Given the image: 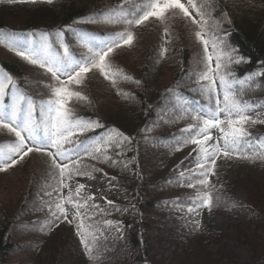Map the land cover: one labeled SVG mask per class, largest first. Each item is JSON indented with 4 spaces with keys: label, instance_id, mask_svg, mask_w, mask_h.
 Segmentation results:
<instances>
[{
    "label": "trees",
    "instance_id": "16d2710c",
    "mask_svg": "<svg viewBox=\"0 0 264 264\" xmlns=\"http://www.w3.org/2000/svg\"><path fill=\"white\" fill-rule=\"evenodd\" d=\"M117 1L121 0H53L52 3L47 0H0V30L16 32L42 29L60 31L67 36L68 28L75 22L94 17L101 8L115 5ZM205 3L215 8L214 17L222 24L224 32L220 30L223 33H217L223 36L216 35L226 45L225 51H230L241 61L230 65L231 76L240 80L250 76L255 78L256 86L251 92L243 93L244 99H264V0H205ZM134 4L129 2L126 5L125 14L133 11ZM178 21L183 23L176 30L174 27ZM188 25L193 26L179 17L169 15L163 23L152 19L142 26L135 35L134 47L119 51L114 61L109 60L111 66L123 64L124 74L132 78L119 79L122 82L118 93L111 95L109 88L99 85L96 80L100 78L96 76L90 77L85 88L78 89L87 97L82 104L84 113L102 125L93 129L92 133L119 132L129 138L119 141V146L116 143L108 146L105 154L117 163L98 158L106 172L113 175L117 185L132 191L134 205L123 204V237H107L101 222L84 215L82 218L89 242H92L93 235L97 238L92 252L96 258L92 259L88 254L83 256L79 252L77 242L81 240L74 225L60 224L50 227L45 233L40 230L45 221H24V214L35 207L33 204L37 198L34 192L42 185L43 175L47 176L49 172V156L36 152L13 167L19 178L14 195L0 198V264H165L151 254L146 232L174 176L162 169H155L146 160L145 153L152 143L158 151H167L161 139L170 135L163 133L156 140L151 137L146 139L145 128L160 114V107L166 105L162 96L191 76L192 52L189 44L193 40L199 43L195 36L199 28ZM163 26L170 31L174 29L175 42L174 53L165 72L155 69L156 57L152 53L155 49L152 48V51L148 45L152 35L160 37ZM0 65L36 101L41 99L42 92L45 93L46 82H52L49 73L45 72L44 75L37 66L22 59L2 43ZM176 115L180 113L175 112L173 116L168 114L166 121H176ZM168 122L161 123L162 127L167 129ZM10 139H13L10 134L0 133V141ZM235 166L240 172L224 187L213 191L214 207L223 211L224 190L243 185L255 210L254 223L264 229V171L260 168L264 166V161L238 159ZM9 181L8 171L0 173V190L6 189ZM14 182L17 179L14 178ZM262 245L258 243L256 248ZM16 254L19 256L16 257ZM200 255L188 252L185 264H203ZM253 264H264V248Z\"/></svg>",
    "mask_w": 264,
    "mask_h": 264
},
{
    "label": "snow or ice",
    "instance_id": "6c2138e0",
    "mask_svg": "<svg viewBox=\"0 0 264 264\" xmlns=\"http://www.w3.org/2000/svg\"><path fill=\"white\" fill-rule=\"evenodd\" d=\"M47 2L52 3L53 0H47ZM124 3L128 4L129 0H124ZM123 8L124 5H121L120 10ZM190 8L195 10L199 19L189 12ZM177 10L198 26L199 30L195 32V36L202 41L205 53H208L209 46L211 47L212 54L207 55V60L211 62L213 56L215 57V68L208 67L200 77V80L208 81L207 85H201V91L211 94L212 107L197 116H193L197 123L183 129L182 132L188 135L179 141L181 144L191 143L197 146L193 149V152L197 154L195 157L197 163L195 168L191 170L192 179L187 184L188 187L197 189V195L190 203L195 204L197 208H207L211 211L215 206L213 192H201L199 189L201 187L209 188V176L215 175L217 158L264 161V136H254L250 131V128L256 124H264V119H254L248 115L254 109L264 108V103L244 99L243 93L245 91L251 92L256 86L255 78L250 76L246 80H240L231 76L230 65L241 61L233 56L230 51H225L226 45L211 30L208 18L210 13L206 11L205 0H201L199 6L197 0H186V4L182 3L181 0H137L133 6V11L121 16L119 20H113L109 14L100 13L89 18L88 22L94 23L103 17L101 22H122L129 26H139L150 19L163 23L168 13H174ZM115 12L116 10H113V13ZM69 31L75 30L69 29ZM165 34H167V29H165ZM75 35L80 44L87 49V54L79 59L76 58L67 44H60L62 52L54 47L53 44L49 43L47 34L41 37L39 44L34 45L33 42L21 41L10 34L0 32V43L7 40L8 46L12 47L18 56L33 65H39L40 68L50 73L51 78L56 82L47 86L52 98L37 102L19 86L15 79L0 72V133L10 134L14 138L8 143L0 141V172H7L9 168L17 165L32 152H43L52 158V166L58 170L59 176L62 178L60 187L63 189L69 187L63 179L65 177L71 179L73 175H92L91 171L82 172L80 170L81 148L85 154L93 159L100 158L111 161L113 164L117 163L112 157L105 154L108 146L113 142L119 146V140H128L129 138L116 132L115 138L108 137L103 140H96L91 145H84L78 139H74L78 134L83 135L96 127H102V125L98 121L82 120L68 107L71 100L86 101L87 97L81 95L80 92H69L61 77H66L68 83L81 84L87 73L97 70L106 79H111L113 85L116 84L117 77L131 80L132 78L122 71H111V65L106 62V58L117 48L131 46L134 36L130 31L114 34L108 39H97L85 32H75ZM205 35L209 38L205 39ZM56 36L62 40L63 32H58ZM166 51V49L162 50V55ZM214 72L219 80V93L215 87L217 80L213 79ZM124 95L127 97L128 94L125 93ZM6 100L7 103H5ZM37 113H39V118H37ZM221 114H223V119H221ZM204 116H207V119H204ZM210 129H217L221 134L216 142L211 145L208 144L209 140H213L209 132ZM201 136L203 139L199 138ZM65 145L71 147H65ZM52 149L55 151H51ZM57 160L61 163H57ZM65 161L66 163H64ZM93 170L100 171L99 169ZM111 179L114 178H110V181ZM178 179H185V174L181 173ZM84 188L85 185L81 184L74 193L70 191L58 203H54V210L52 205L47 206L51 219L47 223H42L40 230L46 233L50 227L58 226L57 222L61 220V217L67 221L68 215L64 205L65 203L71 205L72 208L76 209L74 219L80 221L77 225L78 235L81 236L89 257L95 259L96 257L92 256V252L97 238L93 235L92 242H89L85 234L86 228L81 210H85L84 215L92 218L95 213L89 214V207L99 209L100 212H103V209H100L99 205L88 204V201L94 200L95 196L83 197V203L80 202ZM74 196L76 197L75 200L73 199ZM106 202L115 207L113 201ZM193 210V208H189V211ZM104 226L105 230H119L118 226L111 220L105 221ZM196 226H199L198 222Z\"/></svg>",
    "mask_w": 264,
    "mask_h": 264
},
{
    "label": "rangeland",
    "instance_id": "374dc122",
    "mask_svg": "<svg viewBox=\"0 0 264 264\" xmlns=\"http://www.w3.org/2000/svg\"><path fill=\"white\" fill-rule=\"evenodd\" d=\"M182 3L186 4V0H181ZM189 12L193 16H196L193 9H189ZM197 18V16H196ZM19 40V38H17ZM264 40V38H263ZM27 41H30L28 38ZM37 42H41V37L37 38ZM63 80H67L66 77H62ZM217 85V84H216ZM216 91L219 93L220 89L217 88ZM222 99V96L220 97ZM264 103V102H263ZM248 115L255 118L264 119V108H257L254 111L249 112ZM221 119H223V114H221ZM191 126L187 125L184 129ZM257 126V124L255 125ZM213 140H209L208 144H214L216 139L221 135L217 129H210ZM203 139V136L199 137ZM197 146L190 143V149L187 151L185 147H177L176 151L172 155H163L160 153H155L153 150L148 151L147 157L150 162H154L158 168L173 171L181 175L185 174V179L181 180V183L185 186L184 194L197 195V189H193L187 186L189 181L192 179L191 170L196 166V153L193 149ZM223 159L217 158L215 164V175L209 176L210 185L208 189L200 188L201 192L210 190L213 186L220 185L221 172L216 169L223 164ZM223 168V167H222ZM10 181L6 189L0 190L1 196H13L16 192L19 178L15 171L9 174ZM56 185L49 191H41L39 197L43 204L46 206L52 205L54 210V203H58L62 197H65L69 192H75V189L83 184L85 185L84 190L81 194L85 197L95 196L94 200L88 201L89 205L107 203L106 201H115L119 198L129 199L130 192L125 188H119L113 186L110 181H108L101 171L93 172L91 176H74L71 179L67 177L63 178L66 183H68V188L61 189L60 180L62 179L59 174ZM14 178L17 182H14ZM174 199L182 200L183 195L179 192L176 193ZM232 195L240 200L241 202L247 203V193L243 187H238L234 190ZM83 203V201H81ZM65 209L67 210L68 219L75 217L76 209L72 208L71 205L65 203ZM189 208H193V211H189ZM83 210V209H82ZM81 210V211H82ZM89 211L93 210L91 207ZM47 211H49L47 207ZM250 212L246 207H232V209L227 213H219L215 210L209 211L207 208H197L196 205H184L183 202L178 201L173 204L166 205V212L163 215H155V221L152 223V227L149 231V238L152 246L153 253L158 258H163L169 264H183V258L179 254L177 261L174 260L175 252H184L183 245H178L177 241L182 236L184 232L198 229L203 231L204 238L196 244H190V240H185V245L188 250L192 251H202L205 259H200L203 264H253L258 253L264 248V233H258V237L255 238L253 232L248 229L246 223L241 226V232L237 229V224L239 220L248 221ZM108 220L114 222L118 226L120 218L117 214L109 215ZM197 222L199 226L197 227ZM250 223V222H249ZM251 228L256 232V227L251 224ZM114 230V229H112ZM117 232V230H115ZM191 232V231H190ZM189 233H185L189 236ZM262 242L261 248H256L255 242ZM226 248L231 249L235 254V260L229 261L226 257ZM175 250V251H174ZM223 251L224 253H221ZM231 253V252H230ZM232 254V253H231ZM19 254H16L18 257ZM227 256L229 254L227 253ZM208 260V261H207Z\"/></svg>",
    "mask_w": 264,
    "mask_h": 264
}]
</instances>
